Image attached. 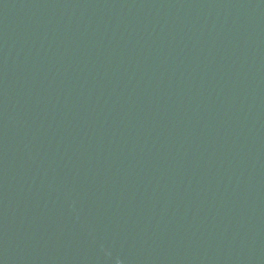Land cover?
<instances>
[{
    "label": "water",
    "instance_id": "water-1",
    "mask_svg": "<svg viewBox=\"0 0 264 264\" xmlns=\"http://www.w3.org/2000/svg\"><path fill=\"white\" fill-rule=\"evenodd\" d=\"M0 264H264V0H0Z\"/></svg>",
    "mask_w": 264,
    "mask_h": 264
}]
</instances>
